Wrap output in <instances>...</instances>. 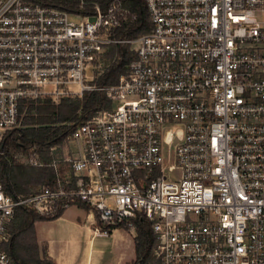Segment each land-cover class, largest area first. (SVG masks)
Segmentation results:
<instances>
[{"label": "built area", "instance_id": "built-area-1", "mask_svg": "<svg viewBox=\"0 0 264 264\" xmlns=\"http://www.w3.org/2000/svg\"><path fill=\"white\" fill-rule=\"evenodd\" d=\"M144 1L150 28L116 38L135 17L120 0H79L80 12L0 0V142L21 125L24 99L90 89L110 99L47 162L26 152L52 180L14 196L0 179V264H16L6 244L19 206L53 217L80 202L105 234L147 218L152 264H264V0ZM114 42L135 56L98 86Z\"/></svg>", "mask_w": 264, "mask_h": 264}, {"label": "trees", "instance_id": "trees-1", "mask_svg": "<svg viewBox=\"0 0 264 264\" xmlns=\"http://www.w3.org/2000/svg\"><path fill=\"white\" fill-rule=\"evenodd\" d=\"M40 1L69 11H84V8L79 7V0ZM86 1H95L105 8L111 0ZM120 1L135 14V17L114 31L116 38H131L150 28L144 0ZM89 5L90 3H87L85 8H89ZM134 56L135 51L128 42L109 44L102 56V68L93 78L94 83L104 86L116 82L119 75L126 71L127 64ZM109 105L110 99L103 89L85 90L82 95H63L58 100L50 96L24 99L20 105L21 125L7 130L0 142V179L5 191L14 196L27 195L54 178V171L47 163L34 166L24 161L19 162L15 151L20 150L25 153L34 146V150L47 162L49 146L63 142L74 129L77 121L84 120ZM80 205L86 211L90 208L84 202H80ZM54 217L39 215L27 206L17 208L10 227V240L6 244L7 252L16 264H57L47 255L45 248L39 246L34 232L35 220ZM154 241L150 221L138 216L134 235L135 255L128 264H152Z\"/></svg>", "mask_w": 264, "mask_h": 264}, {"label": "crops", "instance_id": "crops-1", "mask_svg": "<svg viewBox=\"0 0 264 264\" xmlns=\"http://www.w3.org/2000/svg\"><path fill=\"white\" fill-rule=\"evenodd\" d=\"M72 206L82 209L85 215L67 212ZM70 207L54 218L34 221L37 243L57 264H106L102 261L106 255L102 245L105 240H110L113 246L117 244L110 264H128L133 259L135 234H127L128 229L122 227L102 233L89 226L87 220L94 225L90 210L86 211L80 204Z\"/></svg>", "mask_w": 264, "mask_h": 264}, {"label": "rangeland", "instance_id": "rangeland-1", "mask_svg": "<svg viewBox=\"0 0 264 264\" xmlns=\"http://www.w3.org/2000/svg\"><path fill=\"white\" fill-rule=\"evenodd\" d=\"M76 18H79V16H76ZM105 51H106V49H105ZM105 58V57H104ZM88 72H90V71H88ZM67 139H64L63 140V144H62V146L64 145H66L67 144ZM29 151V149L26 151V152H28ZM26 152L24 153V152H22V151H20V150H17V151H15V156H16V159L20 162H22V161H26V156H27V154H26ZM58 153H59V151H57ZM24 153V154H23ZM40 186V185H39ZM39 186H35V187H39ZM30 189H34V188H30ZM67 212H70V213H84V211H82V209H78V208H76V207H74V206H72V207H70L69 209H68V211ZM84 215H85V213H84ZM87 222H88V224H89V226H91L92 228H94L95 226L94 225H92L91 224V222L89 221V220H87ZM125 229V228H124ZM125 230H127V229H125ZM127 232H129V233H127V234H132V235H134L135 233H134V230H127ZM131 235V236H132ZM130 236V235H129ZM102 245H103V248H104V250H105V257L103 258V260L102 261H104L106 264H110L111 263V257H112V255L114 256V252H113V250L115 251V250H117V244L116 245H112L111 243H110V240H105L104 242H102ZM116 252V251H115ZM112 254V255H111Z\"/></svg>", "mask_w": 264, "mask_h": 264}]
</instances>
